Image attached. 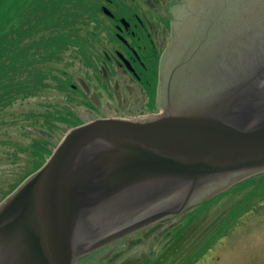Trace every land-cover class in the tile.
Here are the masks:
<instances>
[{
    "label": "water",
    "instance_id": "95a60500",
    "mask_svg": "<svg viewBox=\"0 0 264 264\" xmlns=\"http://www.w3.org/2000/svg\"><path fill=\"white\" fill-rule=\"evenodd\" d=\"M194 12L160 114L70 129L0 202V264H76L264 173V0Z\"/></svg>",
    "mask_w": 264,
    "mask_h": 264
},
{
    "label": "rangeland",
    "instance_id": "374dc122",
    "mask_svg": "<svg viewBox=\"0 0 264 264\" xmlns=\"http://www.w3.org/2000/svg\"><path fill=\"white\" fill-rule=\"evenodd\" d=\"M103 2L95 3L100 12ZM84 17L81 37L85 45L87 40L103 38L98 12ZM78 50L74 47L75 55H65L66 62L71 64L65 71L73 77L72 84L79 79L91 80L95 73L92 71L101 65V60L84 59L85 52ZM51 83L53 86L40 96L19 101L0 115V198L10 184L30 169L33 157L30 144L34 140L45 135L52 154L65 134L74 128L58 123L51 134L44 129L45 117L53 108L60 109L72 121L80 119L77 121L87 124L95 120L83 102L74 100L75 95H68ZM29 114L35 116L27 118ZM51 154H46V160ZM248 180L247 184L239 182L217 193L208 205L200 208L193 205L179 217L127 235L93 252L89 258L82 257L77 264H190L191 261L193 264H264V173ZM161 255L163 258L158 261Z\"/></svg>",
    "mask_w": 264,
    "mask_h": 264
},
{
    "label": "flooded vegetation",
    "instance_id": "af4514ba",
    "mask_svg": "<svg viewBox=\"0 0 264 264\" xmlns=\"http://www.w3.org/2000/svg\"><path fill=\"white\" fill-rule=\"evenodd\" d=\"M103 1L98 16L105 36L87 40L78 50L101 65L91 80H83L89 91L79 80L73 85L75 95L93 121L153 118L165 105L169 74L195 40L188 21L205 0Z\"/></svg>",
    "mask_w": 264,
    "mask_h": 264
},
{
    "label": "trees",
    "instance_id": "16d2710c",
    "mask_svg": "<svg viewBox=\"0 0 264 264\" xmlns=\"http://www.w3.org/2000/svg\"><path fill=\"white\" fill-rule=\"evenodd\" d=\"M98 2L99 0H0V115L19 101L40 96L53 86L51 82L56 83L55 88L58 90L74 95L75 90L70 85L73 77L65 71L71 64L66 62L65 55H75L74 47L83 49L85 43L81 31L84 28V16L97 14L99 10L95 3ZM53 110L44 120V129L50 134L58 123L74 126L79 124L77 120L66 118L60 109ZM31 116L35 115L29 114L27 118ZM49 143L44 135L30 144L33 156L30 169L16 183L10 184L7 192L1 193L0 201L9 196L28 176L42 168L46 162V154H51ZM213 200L206 201L197 208L208 205ZM161 258L163 255L158 261Z\"/></svg>",
    "mask_w": 264,
    "mask_h": 264
}]
</instances>
